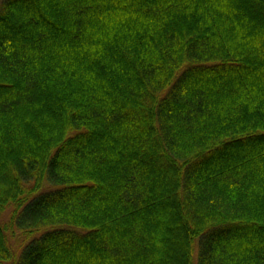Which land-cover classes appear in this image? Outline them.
I'll return each mask as SVG.
<instances>
[{
  "label": "trees",
  "instance_id": "1",
  "mask_svg": "<svg viewBox=\"0 0 264 264\" xmlns=\"http://www.w3.org/2000/svg\"><path fill=\"white\" fill-rule=\"evenodd\" d=\"M8 207L0 264H264V0H0Z\"/></svg>",
  "mask_w": 264,
  "mask_h": 264
},
{
  "label": "rangeland",
  "instance_id": "2",
  "mask_svg": "<svg viewBox=\"0 0 264 264\" xmlns=\"http://www.w3.org/2000/svg\"><path fill=\"white\" fill-rule=\"evenodd\" d=\"M11 212H12V207H8L5 210L0 211V223L6 224L7 222H9L11 215H12ZM25 235H26V233L16 231V235H14V237L10 236L11 237V245L18 252V254L21 252L23 247L27 243H29L30 239L32 238L29 235L28 236H25ZM5 264H12V263H5Z\"/></svg>",
  "mask_w": 264,
  "mask_h": 264
}]
</instances>
